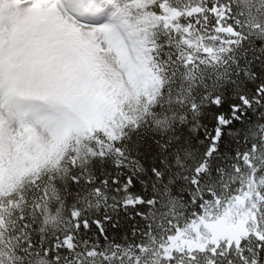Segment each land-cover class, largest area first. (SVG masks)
Instances as JSON below:
<instances>
[{
  "label": "snow or ice",
  "instance_id": "1",
  "mask_svg": "<svg viewBox=\"0 0 264 264\" xmlns=\"http://www.w3.org/2000/svg\"><path fill=\"white\" fill-rule=\"evenodd\" d=\"M0 264H264V0H0Z\"/></svg>",
  "mask_w": 264,
  "mask_h": 264
}]
</instances>
